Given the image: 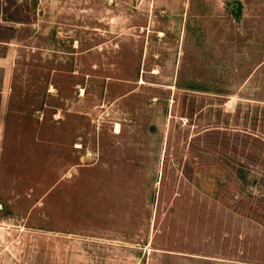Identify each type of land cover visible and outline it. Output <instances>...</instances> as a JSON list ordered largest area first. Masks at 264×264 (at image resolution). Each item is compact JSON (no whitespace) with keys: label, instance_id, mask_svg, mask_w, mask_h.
<instances>
[{"label":"rangeland","instance_id":"374dc122","mask_svg":"<svg viewBox=\"0 0 264 264\" xmlns=\"http://www.w3.org/2000/svg\"><path fill=\"white\" fill-rule=\"evenodd\" d=\"M0 37V264H264V0H0Z\"/></svg>","mask_w":264,"mask_h":264},{"label":"trees","instance_id":"16d2710c","mask_svg":"<svg viewBox=\"0 0 264 264\" xmlns=\"http://www.w3.org/2000/svg\"><path fill=\"white\" fill-rule=\"evenodd\" d=\"M18 21V20H16ZM0 41H7L5 40L3 37H0ZM240 171V178L243 181V183L247 184L249 183L251 180H249V178L247 177L246 173L244 172V170H239Z\"/></svg>","mask_w":264,"mask_h":264},{"label":"bare ground","instance_id":"6f19581e","mask_svg":"<svg viewBox=\"0 0 264 264\" xmlns=\"http://www.w3.org/2000/svg\"><path fill=\"white\" fill-rule=\"evenodd\" d=\"M119 128H120V124H117V131L119 132L120 130H119ZM78 147H80V144L78 143V145H77Z\"/></svg>","mask_w":264,"mask_h":264},{"label":"water","instance_id":"95a60500","mask_svg":"<svg viewBox=\"0 0 264 264\" xmlns=\"http://www.w3.org/2000/svg\"><path fill=\"white\" fill-rule=\"evenodd\" d=\"M237 4L234 5V7H236Z\"/></svg>","mask_w":264,"mask_h":264}]
</instances>
